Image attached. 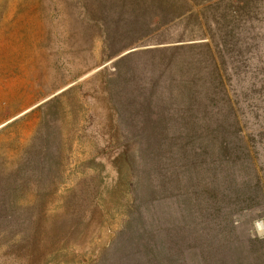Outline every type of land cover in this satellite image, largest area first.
Wrapping results in <instances>:
<instances>
[{
	"label": "rangeland",
	"instance_id": "obj_1",
	"mask_svg": "<svg viewBox=\"0 0 264 264\" xmlns=\"http://www.w3.org/2000/svg\"><path fill=\"white\" fill-rule=\"evenodd\" d=\"M241 1L247 5L231 0H0V264H89L121 241L118 230L130 216L127 202L134 196L137 167L119 154L134 142L123 130L127 118L138 123L123 110L115 112L109 95L124 107L119 95L128 87L125 82L146 83L152 58H120L138 49L203 44L208 37L200 34L207 33L208 20L234 11L241 17L248 12L254 26L264 27V0ZM262 34L254 49L260 54ZM155 57L158 63L168 61ZM118 60L124 74L119 79L114 75ZM157 94L169 97L168 91ZM253 94L237 103L230 91L234 109L226 107L228 126L239 125L244 133L258 127L255 117L264 116V103L257 109L259 94ZM168 106L180 109L174 101ZM185 120L171 122L165 138L209 139L219 133L201 129L207 119H199L198 128L184 125ZM251 146V153H231L232 161L238 159L227 168L245 178L256 175L264 191V146ZM175 195L155 199L145 211L159 236L178 226L175 236L181 249L186 246L185 264L214 263L220 256L215 250L226 252L223 241L236 247L233 264L256 261L242 244L264 238V204L238 210L234 231L223 239L207 228L214 223L205 214L194 222L179 220L176 202L182 193Z\"/></svg>",
	"mask_w": 264,
	"mask_h": 264
},
{
	"label": "trees",
	"instance_id": "obj_2",
	"mask_svg": "<svg viewBox=\"0 0 264 264\" xmlns=\"http://www.w3.org/2000/svg\"><path fill=\"white\" fill-rule=\"evenodd\" d=\"M231 2L242 4L239 7L247 5L241 0ZM234 12V15L221 14L208 20L207 33L201 31L200 34L208 37L203 44L138 49L120 58V61L138 56L152 58L147 70L152 77L146 83L125 82L128 87L119 95L124 99V107L116 105L113 93L109 95L115 112L123 110L124 116L134 117L138 123L127 118L123 130L132 135L134 142L126 145L125 150L122 148L123 152L119 154L132 166L136 162L135 192L127 202L130 203L129 219L118 230L121 241H114L106 252L100 253L89 264H185L182 251L186 246L181 249L180 240L175 236L178 226L168 227L164 230L166 234L161 236L155 234V228L150 229L145 208L160 197L181 192L176 202L180 210L178 219L194 222L196 215L201 219L205 214V218L214 223V227L207 224L210 225L207 228L216 235H224L223 239L234 231V216L238 210L264 204V191L256 175L245 178L227 168L238 159L232 161L231 153H251L250 143L254 149L257 144L264 146V116L258 114L255 117L258 127L248 133H244L239 125L234 127L232 122L228 126L230 118L226 107L234 109L230 91L237 103L240 97L243 100L252 98L254 92L259 94L255 99L260 103L257 109L264 103V85L260 86V83L264 84V53L254 51L259 46L256 40L263 37L264 27L254 26L251 21L254 17L248 12L242 17ZM157 16L154 14L151 21ZM190 36L191 39L198 37L196 34ZM156 54L168 61L158 63ZM118 62L114 72L117 79L124 75ZM131 78L133 74L127 76L128 80ZM257 86L260 87L258 91ZM164 91H168V98L157 94ZM169 100L180 104V109H169ZM233 114L236 116V111L233 110ZM245 114L240 112L242 118ZM215 116L219 117L217 122H213ZM199 119L208 120L202 130H207L210 135L219 131L218 135L209 139L165 138L171 122L185 120L184 125L198 128ZM194 130L192 128L190 132ZM253 179L256 182L251 183ZM173 216L177 217V213ZM222 245L226 252L215 250L220 256L210 264H233L232 251L236 247L228 241H223ZM242 246L247 254L255 256L256 261L251 259V264H264V238L247 239Z\"/></svg>",
	"mask_w": 264,
	"mask_h": 264
}]
</instances>
